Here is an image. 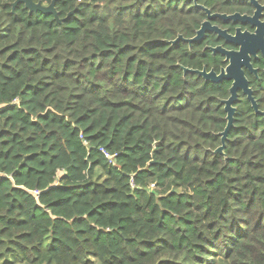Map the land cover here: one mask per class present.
Instances as JSON below:
<instances>
[{"label":"trees","instance_id":"trees-1","mask_svg":"<svg viewBox=\"0 0 264 264\" xmlns=\"http://www.w3.org/2000/svg\"><path fill=\"white\" fill-rule=\"evenodd\" d=\"M15 1L0 0V264H264V119L241 106L215 153L226 86L170 44L199 29L192 0H33L58 20Z\"/></svg>","mask_w":264,"mask_h":264},{"label":"flooded vegetation","instance_id":"flooded-vegetation-1","mask_svg":"<svg viewBox=\"0 0 264 264\" xmlns=\"http://www.w3.org/2000/svg\"><path fill=\"white\" fill-rule=\"evenodd\" d=\"M192 6L202 16L199 29L192 38L197 35L203 23L208 22L209 27L200 39L189 43L186 41L192 38L183 37L184 40L179 42L185 45L188 57L194 60V65L201 67L193 70L213 71L216 75H220L222 71L227 73L231 62L226 52L235 54L233 67L228 72L232 77L230 80L212 83L200 78L205 83L226 86V98L220 100L221 103L231 96L232 84L236 79L234 76L239 74L241 85H238L235 99L231 103L235 110L232 114L233 122L238 111L243 112V105L246 106V113L252 111L264 119L261 114L264 113V0H192ZM244 85L251 91L250 98L257 105L259 113L253 108L248 93L244 91ZM221 106L226 121L225 106Z\"/></svg>","mask_w":264,"mask_h":264},{"label":"water","instance_id":"water-1","mask_svg":"<svg viewBox=\"0 0 264 264\" xmlns=\"http://www.w3.org/2000/svg\"><path fill=\"white\" fill-rule=\"evenodd\" d=\"M18 3H22L25 5V8L29 10V12H40L44 15H50L52 14L55 19H59L58 17V13L55 11V8H54V4H50V6H44L42 3L38 2V3H35L33 0H16L14 3H13V7L16 6V4ZM210 17V16H209ZM208 22L206 23H203L202 26H201V29L197 32V35L192 38V39H188L186 42H194L198 39H200L204 32L208 29ZM183 37L182 36H178L175 40L173 41H170V44L171 45H176L178 44L180 41H183ZM218 49H213V51H217ZM227 53V57L230 59V62L231 64L229 65L230 67L227 68V73H225L224 71L221 72L220 75H216V73H214L213 71H210V72H206V70H203V71H198V70H193V69H189V68H183L184 70V73L186 74L187 72L189 73H192V74H196L198 75L199 77H202L205 81L209 80L211 81L212 83H219L221 82L222 80H230L232 77L229 75V71L231 70V67L232 66V60L234 58V55L233 53H230V52H226ZM225 53V54H226ZM234 71V70H233ZM236 79L235 81L233 82L232 84V88H231V96L226 100V101H222L221 104H223L225 106V112L227 113V116H226V127L224 129V131L222 133H220V147H218L216 150H215V153H219L221 155L224 154V150H225V147H226V140H227V137H228V134L231 130V128L234 126L233 125V113H234V108H232V105L231 103L234 101L235 99V96H236V90L238 88V85H241V81H240V78H239V74H237L236 76H234ZM243 83L246 85V82L243 81ZM243 86L244 88V91L245 93L247 92L248 93V97L250 98V90L249 89H246V86ZM251 99V98H250ZM252 101V105H253V108L256 110L257 113L258 110H257V105L254 103V101L251 99ZM263 116H264V113H261ZM155 161L152 160L151 163H154ZM150 163V164H151Z\"/></svg>","mask_w":264,"mask_h":264},{"label":"built area","instance_id":"built-area-1","mask_svg":"<svg viewBox=\"0 0 264 264\" xmlns=\"http://www.w3.org/2000/svg\"><path fill=\"white\" fill-rule=\"evenodd\" d=\"M103 153H104V155H105V158H107V159H109L110 161L112 160V157L111 156H109L106 152H104V151H102ZM155 187V185H151V189L152 188H154Z\"/></svg>","mask_w":264,"mask_h":264},{"label":"rangeland","instance_id":"rangeland-1","mask_svg":"<svg viewBox=\"0 0 264 264\" xmlns=\"http://www.w3.org/2000/svg\"><path fill=\"white\" fill-rule=\"evenodd\" d=\"M92 261H93V260H92ZM93 264H98V263L94 262Z\"/></svg>","mask_w":264,"mask_h":264}]
</instances>
